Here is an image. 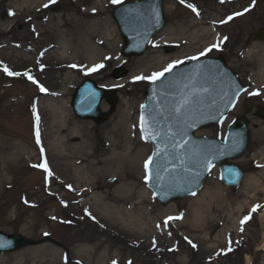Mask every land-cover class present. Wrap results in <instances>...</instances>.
<instances>
[{
  "label": "rangeland",
  "instance_id": "rangeland-1",
  "mask_svg": "<svg viewBox=\"0 0 264 264\" xmlns=\"http://www.w3.org/2000/svg\"><path fill=\"white\" fill-rule=\"evenodd\" d=\"M97 1L85 0V3L94 4ZM131 1L135 0H121L119 4L103 0L107 6L106 18L116 30L118 59L108 68H100L102 63L99 62L88 73L76 70L72 74L74 82L69 85L64 98L72 119L70 130L81 132L83 127L90 130L89 153L101 147L109 123L115 118L119 120L125 110V102L130 104V112L134 113L139 144L137 151L144 159L139 164L141 170H136L135 180L128 181L134 185L131 195L122 196L119 205L110 202V205L122 210L121 220L116 221L113 216L105 219L99 215L90 206L92 201L90 205L78 208L77 204L84 205L93 197L92 191L82 193L79 196L82 199L75 202L76 193L71 190L70 174L59 168L56 160H49L43 149H36L37 131L45 124L50 127L48 122L51 121V116L46 114L37 121L36 105L39 101L48 104L55 100L47 94L42 95L40 86L54 93L60 82L63 83L65 70L41 68L32 77L26 73L28 64L19 55L37 62L42 60L45 50H58L60 45L56 41L39 45V41L46 36L36 34L37 29L46 25L49 18L60 22L62 18L75 15L79 12L77 5L80 2H40L37 5L41 9V19L26 21L10 17L5 11L7 0H0V164H5L0 166V231L22 235L36 244L17 252L0 253V257L6 259L32 254L27 264H264V121L254 115L255 108L264 105V41H257L254 37L256 31L264 28V0H165L166 28L154 37L144 56L126 58L122 56L123 39L111 14L117 6ZM23 3L20 0L17 5ZM169 3L172 12L168 10ZM55 7H60V10L55 12ZM212 7L216 10L209 12ZM221 9L225 12L220 13ZM199 12L209 20L218 16L216 23L203 24L214 28L211 35L194 42L192 36L194 28L199 27L195 22ZM232 12L234 17L231 20L218 23ZM172 44L181 47L176 55L164 49ZM181 52L186 55L184 58L204 54L223 56L246 88V94L228 121L199 135L223 137L228 125L243 116L245 104L250 103L253 108L249 115L251 143L246 154L237 162L245 172L239 187H223L221 171L216 168L195 197L164 207L147 185L145 165L149 164L152 148L141 138L139 115L144 91L152 82L150 78L155 73H165L171 63L177 65ZM163 56L169 60L162 64V68L156 64L153 70L142 74L140 77L144 79L136 78L121 87L109 84L119 80L115 73L120 67H124L129 75L139 64L148 61L157 63V59ZM143 57L144 62L138 61ZM5 67L20 75H8ZM106 74H110L109 77H105ZM87 79L119 94L117 107L101 124L78 119L71 107L76 87ZM101 109L108 111L107 101H103ZM80 132L75 135L74 142L83 139ZM10 144L16 148L24 147L27 153L20 158L10 156L5 151ZM27 155H33L31 161ZM40 165H45L49 171L46 172ZM113 181L114 178L110 177L107 182ZM103 192L112 196L119 194L116 187L103 189ZM198 208L200 213L197 215L195 210ZM47 236L55 243H44ZM40 250L47 252L46 261L36 258Z\"/></svg>",
  "mask_w": 264,
  "mask_h": 264
},
{
  "label": "water",
  "instance_id": "water-1",
  "mask_svg": "<svg viewBox=\"0 0 264 264\" xmlns=\"http://www.w3.org/2000/svg\"><path fill=\"white\" fill-rule=\"evenodd\" d=\"M112 16L125 42L123 55L126 57L143 55L152 37L167 23L163 0L126 3L117 7ZM255 38L264 40V30L256 33ZM126 74L125 69H119L116 78ZM243 93L238 76L222 58L196 60L174 69L146 88L140 126L143 139L153 146L147 178L162 206L196 195L210 169L217 164L222 167L225 186L239 185L243 171L230 161L242 157L249 146L250 129L246 118L229 126L224 141L197 137L196 133L223 123ZM104 98L113 110L118 95L86 80L73 96L75 115L102 123L111 112L100 109ZM185 100L189 103L181 107ZM256 116L264 120V107L259 108ZM33 244L23 236L0 231V253L18 251Z\"/></svg>",
  "mask_w": 264,
  "mask_h": 264
},
{
  "label": "bare ground",
  "instance_id": "bare-ground-1",
  "mask_svg": "<svg viewBox=\"0 0 264 264\" xmlns=\"http://www.w3.org/2000/svg\"><path fill=\"white\" fill-rule=\"evenodd\" d=\"M19 1L7 0L8 4L5 11L14 19L24 18L26 21H30L31 19H41V9L37 4L48 0H23V4L17 5ZM78 2H80L77 5L79 12L75 15H71L67 19L62 18L60 22H56L55 18H49L46 25H41L37 29L36 34L46 36L39 41V45L56 41L60 45L58 50H45L42 60H37V62L34 59H26L25 56L19 55L23 57L21 60L28 64L26 73L32 77L36 76L37 69L41 68L65 70L62 75L63 83L60 82L59 88L54 93L50 89L47 94V97L51 96L53 100L55 99L54 102L43 104L42 101H39L36 105L35 111L40 120L45 114L51 116V121L48 122L50 127L47 128V124H45L39 130L40 142L36 145V149H43L42 151L49 160H56L58 167L70 174V181L73 184L72 191L76 193L75 202L82 199V197H79L82 193L88 190L92 191L93 197L86 200L84 205L77 204L78 208H82L85 205L88 206L92 201V205H89L93 206V209L99 215L105 219L113 216L117 221L118 219L121 220L122 210L115 206L122 202V199H120L122 196L131 195L134 185L128 181L133 178L135 180L136 170H141V165L139 164L143 161L144 156L141 155L140 151H137L139 144L136 139L134 113L130 112V104L128 102L124 103L125 110L119 116V120L115 118L109 123L107 132L103 140L101 139V147L93 149V152L89 153V148H91L89 140L90 130H86V127H83L84 132L70 130L72 119L70 112L66 109L67 102H64V98L69 85L74 82L72 74L80 69L88 73L99 62L102 63L100 68H108L111 63L118 59L119 47L114 25L106 18L107 6L103 4V0H98L94 4H86L85 0H78ZM168 6V10L172 12L171 4L169 3ZM208 10L211 12L216 10V8L212 7ZM221 12H225V9H221ZM233 15L234 12L231 13V16ZM217 16L218 14L212 16L211 20H209V17L200 15L199 12V17L195 20L199 27L194 28L195 33L192 36V41L198 42L199 40L200 42L203 36L211 35L212 28L206 27V25L208 23H216L217 19L215 18ZM19 57L17 58L19 59ZM39 58L38 56L37 59ZM138 59H140L138 61L144 62L145 58ZM157 60V63L148 61L149 63L139 64L137 69L125 79H119L109 84L113 87L125 86L145 74V72L153 70L154 65L157 64V67H161L169 58L163 56ZM109 75L106 74L105 77H109ZM79 132L82 134L83 139L81 142H74V137ZM44 145L46 146L45 148L43 147ZM7 147L5 151L9 152L10 156L17 155L15 157L20 158L27 153V150L22 146L16 148L15 145L10 144ZM15 148L17 150L10 151ZM74 156H76L75 160L70 161ZM32 157L33 155H27V159L30 161ZM69 161L70 163H68ZM4 165V163L0 164V166ZM50 167H52V164H50ZM110 177L114 178L113 182H107ZM112 187H116L119 194L116 193L112 196L103 192V189L110 190ZM95 191H99V193H94ZM110 202L115 206L110 205ZM199 213L200 209L198 208L195 210V214L198 215ZM37 253L39 255H36V258L40 260L46 261L48 258L45 250H40ZM30 255L32 254L26 253L6 259L1 256L0 264H27L30 261Z\"/></svg>",
  "mask_w": 264,
  "mask_h": 264
},
{
  "label": "snow or ice",
  "instance_id": "snow-or-ice-1",
  "mask_svg": "<svg viewBox=\"0 0 264 264\" xmlns=\"http://www.w3.org/2000/svg\"><path fill=\"white\" fill-rule=\"evenodd\" d=\"M52 2L55 3L56 0H52ZM113 2L119 4V3L121 2V0H113ZM46 6H47V5H46ZM188 6H189V7H192L191 5H188ZM193 11H196L194 7H193ZM208 51H211V49H208ZM101 67H102V65H101ZM173 67H174V65H169L168 68L165 69V72H167V71H171V69H172ZM4 71H5L8 75H10V76H12V75H16V76L20 75V73H13V72L9 71V70L7 69V67L4 68ZM25 75H27V74L25 73ZM163 75H164V72L155 73V74L153 75V77H151L150 79L152 80V82H155L156 80H159ZM29 79H32V78L29 77ZM137 79H144V77H138ZM33 83H35V81H33ZM41 90L43 91V88H42ZM188 103H189V101H187V100L183 101L181 107L186 106ZM180 110H181L180 108L177 109L178 112H179ZM37 121H38V117H37ZM142 123H143V118H142ZM145 131H147V130H145ZM36 135H37V143L39 144V142H40V141H39V131H37ZM149 163H151V161H149ZM40 167H43L44 170H45L46 172L49 171L45 165H40ZM145 167L147 168L148 165L146 164ZM49 175H51L50 172H49ZM253 211H255V209H253ZM246 219H247V218H246ZM0 246H2V245H0Z\"/></svg>",
  "mask_w": 264,
  "mask_h": 264
},
{
  "label": "flooded vegetation",
  "instance_id": "flooded-vegetation-1",
  "mask_svg": "<svg viewBox=\"0 0 264 264\" xmlns=\"http://www.w3.org/2000/svg\"><path fill=\"white\" fill-rule=\"evenodd\" d=\"M180 50L178 49V47H175L174 49V53L176 54L177 52H179Z\"/></svg>",
  "mask_w": 264,
  "mask_h": 264
}]
</instances>
